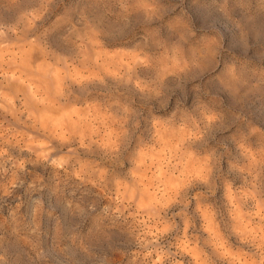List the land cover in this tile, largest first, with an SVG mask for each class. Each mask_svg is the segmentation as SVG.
Masks as SVG:
<instances>
[{
  "label": "clouds",
  "instance_id": "obj_1",
  "mask_svg": "<svg viewBox=\"0 0 264 264\" xmlns=\"http://www.w3.org/2000/svg\"><path fill=\"white\" fill-rule=\"evenodd\" d=\"M0 264H264V0H0Z\"/></svg>",
  "mask_w": 264,
  "mask_h": 264
}]
</instances>
